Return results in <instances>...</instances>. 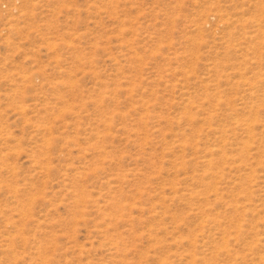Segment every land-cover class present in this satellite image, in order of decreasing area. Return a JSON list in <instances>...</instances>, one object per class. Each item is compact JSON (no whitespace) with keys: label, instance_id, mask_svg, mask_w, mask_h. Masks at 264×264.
Here are the masks:
<instances>
[{"label":"rangeland","instance_id":"rangeland-1","mask_svg":"<svg viewBox=\"0 0 264 264\" xmlns=\"http://www.w3.org/2000/svg\"><path fill=\"white\" fill-rule=\"evenodd\" d=\"M0 264H264V0H0Z\"/></svg>","mask_w":264,"mask_h":264}]
</instances>
